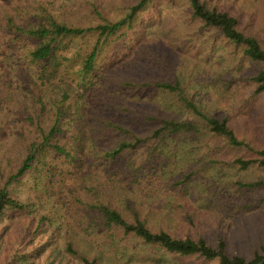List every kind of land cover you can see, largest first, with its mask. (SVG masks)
Listing matches in <instances>:
<instances>
[{
    "label": "trees",
    "instance_id": "16d2710c",
    "mask_svg": "<svg viewBox=\"0 0 264 264\" xmlns=\"http://www.w3.org/2000/svg\"><path fill=\"white\" fill-rule=\"evenodd\" d=\"M160 1L137 0L114 17L95 9L88 24L67 22L48 2H39L26 20L7 17L8 42L0 56L8 65L4 54H15L28 67L17 82L0 72V135L11 130L23 150L0 180V264H158V254L199 264L264 259L253 204L240 205L241 199L232 208L245 211L256 236H245L242 248L224 233L209 240L176 234L168 225L190 216L186 210L199 202L201 179L191 163L212 149L236 152L239 169L264 173V141L256 131L207 112L190 90L192 78L207 72L199 55L209 58L220 37L259 67L250 80L253 94L264 99V45L244 33L229 11L207 0H179L186 21L182 44L193 57L174 53L180 39L165 37L181 24V14L171 6L160 9ZM10 100L17 102L10 107ZM67 172L74 177L70 185ZM30 174L43 176L46 199L58 192L66 208L68 191L79 218L74 230L69 223L62 227L58 214L38 215L46 201L38 189L31 187L33 195L22 199L14 194ZM236 185L254 193L264 186V175ZM46 219L54 224L48 227ZM259 219L264 222V213Z\"/></svg>",
    "mask_w": 264,
    "mask_h": 264
},
{
    "label": "rangeland",
    "instance_id": "374dc122",
    "mask_svg": "<svg viewBox=\"0 0 264 264\" xmlns=\"http://www.w3.org/2000/svg\"><path fill=\"white\" fill-rule=\"evenodd\" d=\"M137 0H0V50L5 48L8 36L5 34L3 27L6 25L7 17H19L23 20L34 15V8L39 2L50 3L54 8L55 14L62 17L69 23L88 24L94 21L96 15L95 9L104 12L110 16H116L122 11V8L129 4L135 3ZM211 5H215L222 10L229 11L239 20L240 29L248 34L257 37L264 45V0H207ZM18 6V9H15ZM175 9L181 14V24L177 23L166 32V41L175 42L180 39L181 48H174L173 52L184 54L185 57L192 58V54L182 44V40L187 38L184 35L183 25L185 8L182 1L175 0L169 2L161 0L159 8L166 7ZM18 13V14H17ZM183 36V37H182ZM202 40V38H201ZM214 41L213 37H209V43ZM9 53H13V49ZM1 55V53H0ZM11 61L5 65L3 57L0 56V72L4 73L13 82L18 81L19 73H26L28 64H23L21 59L16 60L15 54H4ZM199 64L206 69L203 78H192L190 90L194 93L198 104L207 112L214 113L216 116H227L233 127L243 130L253 129L256 134L264 141V99L261 96L253 94V86L250 77L259 68L251 63L247 58L243 57L241 50L229 46L220 37L216 38L212 50L209 52V58L206 54L199 55ZM200 67L196 68L198 70ZM202 68V70H204ZM201 69V68H200ZM194 70L193 74H196ZM13 72V73H12ZM11 74L10 76L8 75ZM16 75V76H15ZM26 81V80H25ZM50 87H45L49 89ZM20 99V98H19ZM18 100V98H17ZM17 100H10L9 106L15 105ZM7 120L12 119L11 114L6 116ZM8 129L0 135V180H4L6 176L16 167L21 157V139L12 135ZM247 131V130H246ZM200 151V155L202 154ZM236 152H221L216 149L203 156V160L197 159L191 164L198 168V175L201 179L202 195L198 201L186 210L190 216L183 215L176 217L168 222L169 229L179 235H203L209 240H214L220 233H224L230 240L239 241L242 248L244 244L243 238L248 235L250 240H254L253 221L247 218V214L242 211L237 214L232 203L241 199L244 203L240 205L253 204L252 209L255 211L254 216L258 223L259 236L264 240V222L260 221V214L264 213V186L260 187L254 193H246L236 185L237 181H255L264 173L258 169H239L233 162ZM189 169H194L190 167ZM60 178H58L59 180ZM74 181L73 175L66 173V185H70ZM14 194L19 198L32 194V188L39 190L38 193L43 194L42 199H46L44 192V177L40 175L30 174L24 177L23 182L14 186ZM69 187V186H67ZM58 182H54L52 191L57 192ZM44 202L45 210H37L38 215L45 214L49 219L52 215L58 214L56 218L66 228L65 224L74 230L76 222H79L77 214H74L75 207H72V199L68 191L65 200L70 202L68 207H64L59 201L58 192L54 196L49 194ZM52 196V197H51ZM68 198V199H67ZM67 202V203H68ZM50 205H53L50 206ZM172 207H174L172 205ZM58 210V212L56 211ZM39 212L41 214H39ZM244 213V214H243ZM30 216V213L27 214ZM20 219V218H19ZM18 218L16 219L15 223ZM35 221V220H33ZM25 222V221H24ZM31 228H35V223L27 220ZM53 221L46 219L45 225L51 227ZM9 227V226H8ZM23 230V229H21ZM11 226L7 229L6 236L12 233ZM60 233H64L61 229ZM261 239V240H262ZM2 239L1 243L3 242ZM160 258L158 264H199L194 259H182L169 254H158ZM56 259L54 263L56 264ZM71 264V263H70Z\"/></svg>",
    "mask_w": 264,
    "mask_h": 264
},
{
    "label": "water",
    "instance_id": "95a60500",
    "mask_svg": "<svg viewBox=\"0 0 264 264\" xmlns=\"http://www.w3.org/2000/svg\"><path fill=\"white\" fill-rule=\"evenodd\" d=\"M264 263V259H262V261H260L259 263L256 264H263Z\"/></svg>",
    "mask_w": 264,
    "mask_h": 264
}]
</instances>
